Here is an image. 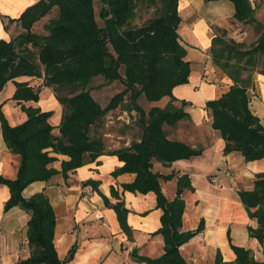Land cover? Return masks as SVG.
<instances>
[{
    "label": "trees",
    "instance_id": "1",
    "mask_svg": "<svg viewBox=\"0 0 264 264\" xmlns=\"http://www.w3.org/2000/svg\"><path fill=\"white\" fill-rule=\"evenodd\" d=\"M216 1L221 0H205L206 3ZM227 1L234 5V19L251 25L257 40L247 46L226 39V32L214 38L213 62L233 85L220 98L209 101L206 107L212 128L226 143L225 155L237 152L247 163H252L264 159V125L251 111L248 95L254 88V74L264 75V69H260L264 60V24L256 18L250 0ZM96 4L100 7L101 24L97 20ZM178 4L179 0H40L13 20L21 26V34L12 41L0 40V95L9 82H14L16 91L12 99L26 114L22 124L10 125L0 100L3 140L20 160L15 180L0 178L11 193L5 212L21 207L31 213L28 241L33 253L19 264H65L55 249L57 219L50 200L43 193L27 199L23 196L24 190L35 182H47L59 173L67 178L69 172L102 155H116L124 163L114 176L136 174L132 184L122 186L123 191L143 195L155 193L157 207L163 211L157 234L164 238V254L151 259L134 250L132 258L147 264H187L180 248L203 229L201 224L194 231H183L186 208L183 194L195 189L189 175H182L177 178L175 198L168 200L162 183L173 180L176 175L154 172L155 163L170 167L203 153L202 148L195 149L184 142L168 139L165 131V126H175L190 117L184 110L187 103L181 102L178 107V100L173 96L176 87L189 83L191 74L187 51L179 40ZM55 8H58V16L48 23L47 34L34 33L35 24ZM150 10L154 16L137 25L138 13ZM97 77L109 83L119 81L125 87L105 108L91 94L90 86ZM21 78L29 80L17 81ZM41 86L53 88L63 106L58 135L50 123L53 112L28 105L40 101ZM142 97L150 103L164 99L169 102L164 108L153 107L146 112L139 104ZM127 98L131 104L128 110L138 115L142 139L129 147L106 152L104 142L93 137V130ZM59 155L69 158L61 163L60 171L53 167ZM84 185L98 191L100 184L89 180ZM101 195L107 206L115 210L123 232L131 237L129 210L124 202L111 204ZM111 195L120 197L114 187ZM239 196L249 217L258 223L257 228H249L250 236L263 244L264 173L257 174L253 188L239 191ZM231 247L236 260L225 262L218 254L216 264H264L255 259L252 250Z\"/></svg>",
    "mask_w": 264,
    "mask_h": 264
},
{
    "label": "crops",
    "instance_id": "2",
    "mask_svg": "<svg viewBox=\"0 0 264 264\" xmlns=\"http://www.w3.org/2000/svg\"><path fill=\"white\" fill-rule=\"evenodd\" d=\"M38 1L0 0V40L12 41L21 34V26L13 20ZM250 2L256 10V18L264 24V0ZM178 11L181 17L179 40L187 51L186 60L191 64V74L189 83L176 87L173 96L178 100L176 106L181 107V102L187 103L184 110L190 117L175 126H165V131L168 139L184 142L195 149L202 148L203 153L190 160L175 162L170 167L155 163L154 172L166 176L176 175L173 180L162 183L163 193L168 200L175 198L177 178L182 175H189L195 189L194 192L186 191L183 194L186 202L183 231H194L201 224L203 229L180 250L187 264H216L218 254L225 262H233L236 255L231 245L252 250L255 259L264 262V243L260 244L249 233V228H257L258 223L249 217L239 196V191L253 188L257 174L264 173V159L247 163L240 153L225 155L226 143L212 128L206 107L209 101L220 98L233 85V81L213 62L211 50L214 38L226 32V39L251 46L257 36H254L251 25H244L234 19V5L227 0L210 3L205 0H179ZM54 12L58 16V8H55L35 24L33 32L46 35L47 18ZM43 20L47 22L45 31L38 33L37 26ZM27 80L21 78L17 81ZM253 80V90L259 98L249 107L264 125V75L256 72ZM114 84L109 83V86ZM15 91V83L9 82L0 95L3 111L12 126H18L26 120L21 106L12 99ZM168 102L169 99L148 102L149 109L155 106L164 108ZM28 105L53 112L50 123L55 128L54 133L59 134L64 109L53 88L41 86L40 101ZM118 111L119 108L110 111L103 126L108 127L116 120L121 121L122 125L130 124L124 118L129 117L127 111L123 112V116L114 117ZM101 126L102 123L94 128L98 131V137L103 131ZM104 136L112 137L108 132H104ZM126 138L119 149L129 147L132 141L140 142L142 133L136 138ZM57 157L59 160L53 167L60 171L61 163L69 158L63 155ZM19 163V157L9 151L3 140L0 122V178L15 180ZM123 165L116 155H102L69 172L67 178L59 173L47 182H35L24 190L23 196L27 199L43 193L50 200L57 219L55 249L65 264H147L135 261L132 252L136 250L140 256L151 259L164 254V238L157 234L163 215V211L157 207V196L155 193L143 195L123 191V185L132 184L136 179L133 173L113 175ZM89 180L99 182L98 191L90 185H84ZM112 187L118 191L119 199L111 195ZM100 193L111 204L124 202L129 210L131 237L123 232L115 210L107 206ZM10 197L8 186L0 182V264H19L33 253L29 243L25 244L28 241L31 213L21 207L5 212Z\"/></svg>",
    "mask_w": 264,
    "mask_h": 264
},
{
    "label": "rangeland",
    "instance_id": "3",
    "mask_svg": "<svg viewBox=\"0 0 264 264\" xmlns=\"http://www.w3.org/2000/svg\"><path fill=\"white\" fill-rule=\"evenodd\" d=\"M95 11H96V16H97V20L98 22L101 24V20L99 17V13H100V7L98 6V4L95 5ZM154 16L153 14V10H150L147 13L144 12H139L138 13V17L135 21V23L137 25L142 24L143 21H146L150 18H152ZM57 18L56 13H52L47 20H52ZM45 21V22H44ZM45 23L46 20H43L42 24L37 26V32L38 33H44L45 31ZM254 36L256 37L255 32ZM264 60L263 62L260 64V69H264ZM11 85V84H10ZM12 86H10L11 88ZM91 94L92 96H94L98 102H101L105 107L110 103L111 99L118 93L122 92L125 87L124 85L117 81L115 82L114 85H112L111 87L109 86V83L106 82V80L103 77H97L93 80L91 86ZM259 98V97H258ZM161 102V101H160ZM139 104L140 106L146 111H150L149 109V105L148 102L146 101L145 98H141L139 100ZM155 107H159V106H155ZM128 108H131V104L129 99H125V101L123 102V104L119 107V113L115 114V118L119 117V116H123L124 115V111H127V114L129 115V117H124L126 119V121H128V123L130 124H124L122 125L120 122L116 120L115 123L110 124L108 127L103 126L106 122L107 119L106 117L104 118L103 122H102V126L101 128L103 129V131H101L100 133V137H98V131L93 130V137L96 138H100L105 145V151L106 152H112L117 150L116 148H120L123 146V143L127 140L126 137H137V135L142 133V129L138 126L137 121H138V115L136 112H132V111H128ZM54 114V113H53ZM56 120V118H54ZM126 125V126H125ZM137 126L140 128L138 129ZM104 132H108L112 135L111 138H106L104 136ZM134 141H132L133 143Z\"/></svg>",
    "mask_w": 264,
    "mask_h": 264
},
{
    "label": "built area",
    "instance_id": "4",
    "mask_svg": "<svg viewBox=\"0 0 264 264\" xmlns=\"http://www.w3.org/2000/svg\"><path fill=\"white\" fill-rule=\"evenodd\" d=\"M248 95H249L250 103H253V102L258 100V96H257V94L255 93V91L253 89L249 90ZM28 243H29V241L25 242V244H28Z\"/></svg>",
    "mask_w": 264,
    "mask_h": 264
}]
</instances>
